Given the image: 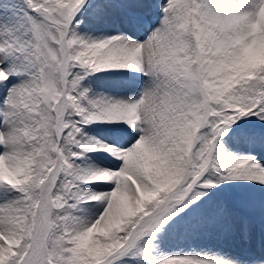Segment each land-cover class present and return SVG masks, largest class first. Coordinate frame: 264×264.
<instances>
[{"label": "snow or ice", "instance_id": "6c2138e0", "mask_svg": "<svg viewBox=\"0 0 264 264\" xmlns=\"http://www.w3.org/2000/svg\"><path fill=\"white\" fill-rule=\"evenodd\" d=\"M0 264H264V0H0Z\"/></svg>", "mask_w": 264, "mask_h": 264}, {"label": "bare ground", "instance_id": "6f19581e", "mask_svg": "<svg viewBox=\"0 0 264 264\" xmlns=\"http://www.w3.org/2000/svg\"><path fill=\"white\" fill-rule=\"evenodd\" d=\"M107 86H108L107 81L100 80V81H96L95 83V87L97 88V90H104V88ZM98 131L102 132V130H98Z\"/></svg>", "mask_w": 264, "mask_h": 264}]
</instances>
